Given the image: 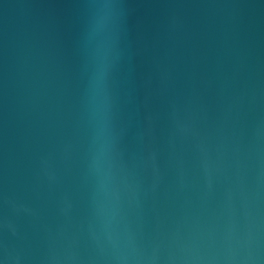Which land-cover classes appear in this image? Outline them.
Segmentation results:
<instances>
[{
    "label": "water",
    "instance_id": "obj_1",
    "mask_svg": "<svg viewBox=\"0 0 264 264\" xmlns=\"http://www.w3.org/2000/svg\"><path fill=\"white\" fill-rule=\"evenodd\" d=\"M0 264H264V0H0Z\"/></svg>",
    "mask_w": 264,
    "mask_h": 264
}]
</instances>
